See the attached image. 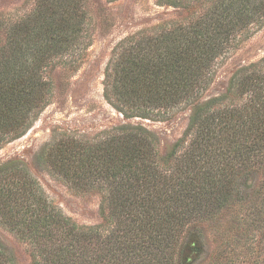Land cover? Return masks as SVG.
Returning a JSON list of instances; mask_svg holds the SVG:
<instances>
[{"label":"trees","instance_id":"trees-1","mask_svg":"<svg viewBox=\"0 0 264 264\" xmlns=\"http://www.w3.org/2000/svg\"><path fill=\"white\" fill-rule=\"evenodd\" d=\"M156 3L186 16L123 38L105 69L104 98L126 122L92 139L61 134L40 157L69 188L99 195L103 223L79 225L26 168L0 165V225L26 245L30 264H183L191 228L226 213L240 230L230 233L239 250L230 264H264V200L243 198L264 176V57L201 102L217 63L264 26V0ZM93 36L89 0H34L21 15L0 14V149L28 132L53 100V72H77ZM187 108L188 126L165 156L152 131L127 122ZM0 264H16L1 240Z\"/></svg>","mask_w":264,"mask_h":264},{"label":"rangeland","instance_id":"rangeland-1","mask_svg":"<svg viewBox=\"0 0 264 264\" xmlns=\"http://www.w3.org/2000/svg\"><path fill=\"white\" fill-rule=\"evenodd\" d=\"M33 3L34 0H0V14L21 15L30 10ZM89 7L94 16V41L84 62L75 73L61 68L53 72L55 94L52 102L39 113L23 137L0 149V165H22L66 216L82 226H97L103 223L99 195L69 188L40 157L61 134L92 139L106 129L126 122L104 98V73L114 48L130 34L165 20L184 18L186 13L173 7L158 6L156 0H89ZM252 33L248 40L217 63L214 83L202 103L224 95L239 68L257 63L264 57V26ZM191 113L192 109L187 108L177 110L161 121L135 119L127 122L142 124L152 131L159 139L161 155L165 156L183 136ZM263 185L264 176L255 177L243 198L260 203L264 194L254 191ZM231 221V214L226 213L213 223L192 227L186 236L189 241L183 264H209L215 256L222 264H230V252L232 257L239 253V250L233 253L230 235L235 238L234 234L240 231ZM243 230L251 234L247 225ZM0 240L16 264L31 263L26 245L2 225Z\"/></svg>","mask_w":264,"mask_h":264}]
</instances>
